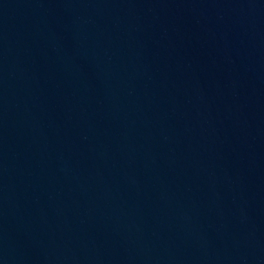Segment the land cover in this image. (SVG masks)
Returning a JSON list of instances; mask_svg holds the SVG:
<instances>
[{
    "label": "water",
    "instance_id": "95a60500",
    "mask_svg": "<svg viewBox=\"0 0 264 264\" xmlns=\"http://www.w3.org/2000/svg\"><path fill=\"white\" fill-rule=\"evenodd\" d=\"M0 264H264V0H0Z\"/></svg>",
    "mask_w": 264,
    "mask_h": 264
}]
</instances>
